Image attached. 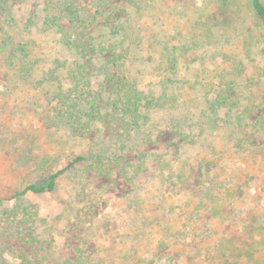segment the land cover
<instances>
[{
	"label": "rangeland",
	"instance_id": "374dc122",
	"mask_svg": "<svg viewBox=\"0 0 264 264\" xmlns=\"http://www.w3.org/2000/svg\"><path fill=\"white\" fill-rule=\"evenodd\" d=\"M8 6L0 8L1 32L27 48L36 79L58 67L62 87L74 84L76 54L46 16L59 18L66 32H85L98 52L85 66V111H93L84 135L57 122L59 86L18 80L7 55L0 57V264H22L23 255H83L103 264L264 263V35L251 7L244 0ZM69 6L80 23H71ZM123 84L159 103L142 109L141 123L117 117ZM96 148L121 157L104 173L79 163L55 190L28 193L17 205L15 190L46 176L47 167L31 168L32 160L64 167ZM182 166L197 184L216 188L205 202L171 185ZM225 229L230 249L223 253ZM209 246L224 259L206 261Z\"/></svg>",
	"mask_w": 264,
	"mask_h": 264
},
{
	"label": "trees",
	"instance_id": "16d2710c",
	"mask_svg": "<svg viewBox=\"0 0 264 264\" xmlns=\"http://www.w3.org/2000/svg\"><path fill=\"white\" fill-rule=\"evenodd\" d=\"M14 0H0V8L8 9V5ZM244 2L251 7L254 11L257 20L260 21L261 29L264 35V0H244ZM1 11V10H0ZM68 11L71 13V23H80L82 21L80 12L73 9L71 6L68 7ZM1 16V12H0ZM45 24L51 27L57 26L60 33V41L62 44L74 51L76 54V60L71 66L74 78V84L71 87H62V77L57 72L58 67H54L45 71L41 79H36L33 76V63L28 60V50L23 46V43L16 45L12 42V36L8 35L7 32L3 31L4 23L0 19V40L2 34H4L3 41H0V57L2 55H7V62L11 69L15 72L17 79L22 80L25 83L32 82L35 86H40L45 83H52L55 86H59L60 90H57L55 96L58 97V102H60L61 108H59V114L56 115L57 122L64 123L66 126L71 128L72 132L76 135H84L85 133V116H91L92 109L85 111V92L82 90V85L85 86V66L87 63H91L93 59V54L98 52V48L92 47L85 42V32H66L63 26L59 24V18H52L50 15L45 17ZM61 31V32H60ZM111 52L115 53L113 49ZM60 67L63 64H59ZM88 84L92 83L90 76H88ZM117 89V88H116ZM55 98V97H54ZM119 111L117 112V117L124 122L128 123H139L141 119V111L148 110L151 107L159 105L155 102L154 98H149L144 95L142 91L138 90L135 86L123 84L120 86L118 93ZM152 109V108H151ZM90 120V118H88ZM141 123V121H140ZM189 137V136H188ZM188 137L186 139H188ZM189 144L192 143L188 142ZM121 156H116L114 153L109 154L105 148H96L94 151L91 150L88 154H77L65 165L64 167H57L50 165L49 158H42L41 160H32L30 167H38L39 169L47 167L46 176L43 179L36 181H26L21 184L20 189L15 190L14 197L17 198V205H21L20 199L28 193H45L55 190L57 181L61 175L71 167L82 163H89L92 166L97 167L101 173L109 168L108 165L113 164L115 158ZM109 162V163H108ZM178 176L176 180L171 181V185L174 187H179L181 190L193 191L198 193L203 202L207 197L212 194L213 190H216L214 186L205 187L204 185L197 184L193 179H190V175L184 166L179 169ZM205 187V188H203ZM206 196V197H205ZM209 199V198H208ZM207 203V201H206ZM200 204V203H199ZM199 207V205H198ZM13 211H6V215H10ZM226 229H228L226 227ZM222 231L219 235L221 241V252L229 251L230 245L226 238L228 231ZM218 250L209 246L205 251L206 261L212 262L221 261L220 254L213 255ZM216 253V254H217ZM220 259V260H219ZM22 264H103L93 258H88L83 255H77L75 257L64 258L62 256H48L39 259H32L27 255L21 257ZM160 264V263H159ZM170 264V263H169ZM224 264H236L235 262L229 261V258L224 260ZM249 264H264L262 261L254 259Z\"/></svg>",
	"mask_w": 264,
	"mask_h": 264
}]
</instances>
